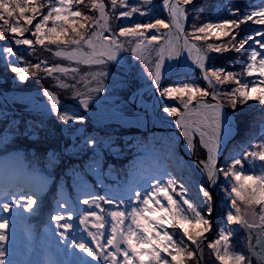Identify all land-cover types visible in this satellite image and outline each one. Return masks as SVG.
Wrapping results in <instances>:
<instances>
[{
  "label": "snow or ice",
  "instance_id": "snow-or-ice-1",
  "mask_svg": "<svg viewBox=\"0 0 264 264\" xmlns=\"http://www.w3.org/2000/svg\"><path fill=\"white\" fill-rule=\"evenodd\" d=\"M154 4L155 0H0V42L10 40L11 45L27 46L29 54L35 52L38 45L54 57L69 62L67 66H50L48 61L38 59L32 64L26 62L13 46L0 44V52L8 59L6 66H10L20 82L30 77L41 78V75L51 78L56 87L70 90L87 111L92 94L105 91L108 66L116 63L122 52H131L146 66L145 71L159 95L177 102L176 106H164L163 112L176 118L175 126L182 130L186 148L194 154L198 137L199 145L207 150L206 159L198 165L206 181L197 185L199 203L188 196L187 186L183 183L177 186L172 176L167 181L158 179L143 192H135V202H125L127 206L123 210L119 206L109 210L110 220L95 210L82 217L80 224L94 247L83 240L75 242L74 247L91 258L86 264H92V261L98 264H198L197 252H202L204 242L208 241L206 246L219 264H252V256L246 257L231 243L236 231L232 226L235 225L248 231V246L256 255L257 264H264V163H256L264 162V136L258 143H249L246 150L225 157L223 165L218 166L221 145L233 133V118L225 108L234 111L238 105L243 106L249 101L264 106V28L253 29L237 38L241 25L249 21L264 25V6L241 14L238 9H232L231 0H227L225 11L232 18L197 23L200 19L197 14L192 17L191 28L186 29L185 23L194 10L188 6L194 5V0H161L160 7L167 12L166 19L153 15ZM134 14L149 19L146 22L131 20ZM124 19L131 22L121 23L115 29L112 27L113 20ZM162 29L166 31L162 32ZM213 38L222 42L208 43ZM233 50L244 58L240 72L208 64L210 53ZM184 52H187V60L200 70L207 87L188 79L161 85L165 61L179 60ZM153 54L155 59H152ZM73 64L99 69L89 75L87 92L77 87L80 81L75 75L67 82L70 74L80 71ZM189 70L185 69L183 74L186 76ZM245 76L258 78L248 81L243 79ZM229 83L235 87L226 90L223 86ZM43 96L50 102V112L56 114V119L63 125L71 128L85 122V118L76 112L67 109L60 112V101L53 91L45 89ZM209 97L213 102H209ZM260 111L264 112V107ZM6 131L11 133L12 129ZM6 138V135L0 136V139ZM83 144L95 150L94 138L85 139ZM216 186H220L225 194L227 210L222 217L224 226L217 230L214 240H208L206 233L213 230L211 217L214 211L210 187ZM23 195L27 199L19 206L25 210L32 208L36 201ZM83 203L100 207L96 200L85 199ZM104 203L111 204L112 201L105 200ZM2 208L7 212L10 204L3 203ZM88 215L97 221L91 224L96 231L88 227ZM53 218L58 225L65 220L63 215ZM71 219V216L67 217V220ZM4 224H7L6 220ZM60 226L65 230L72 227L67 221ZM106 227L107 233L103 231ZM167 228L179 229L181 235L174 239L176 233H169ZM253 232L255 245L252 244ZM6 238V234L0 232V241ZM256 247L261 249L259 253L255 252ZM4 256L5 249L0 248V264H6Z\"/></svg>",
  "mask_w": 264,
  "mask_h": 264
},
{
  "label": "rangeland",
  "instance_id": "rangeland-1",
  "mask_svg": "<svg viewBox=\"0 0 264 264\" xmlns=\"http://www.w3.org/2000/svg\"><path fill=\"white\" fill-rule=\"evenodd\" d=\"M155 3L157 7H160L161 0H155ZM196 3H198V0H194V4ZM226 5H227V1L224 2L221 7L225 8ZM230 6L232 7V4H230ZM197 9H198L197 12L194 13L192 17L194 15L201 14L203 12L201 8H197ZM155 12H156V8L153 13L154 16H156ZM146 17L149 19L148 16H144V18L139 16L141 20H144ZM207 19L208 20L198 23L212 21L211 17L209 18L207 17ZM186 29H187V22H186ZM221 42L222 41H216L214 38L208 41V43H221ZM209 55H210V59L208 61V64L211 63L210 60H216L218 53H210ZM50 57L53 58L54 56L51 54V52L45 51L44 60L50 62V60H48V58ZM152 59H155V54H153ZM64 62L69 63L67 61ZM72 66L78 67L80 71L79 73L76 74H70L69 80L67 82H71V75H75L77 77V80L80 81L77 87L82 92H87L89 75L91 73L98 71L99 69L95 67H93L92 69L83 64L81 65L73 64ZM145 67L146 66L142 62L138 61L135 57L132 56L131 52H122L119 56L118 61L108 66L109 76L104 81L105 91L100 92L98 94L96 93L92 94L93 99L89 104L88 110L95 111L98 109V107L99 108L101 107L106 110H114L118 112L120 115L121 114L130 115L135 112L133 100L136 99L138 96L142 95L145 105H147L148 103H152L151 90L143 94L140 93L142 92L141 87L150 84L151 82V79L148 77L147 72L145 71ZM201 76L202 74L200 72V76H199L200 86L207 87L206 82L204 83L201 81L202 79ZM257 78L258 77L255 76L254 77L245 76L243 79L251 81ZM44 80L46 82L52 83V85H56V82L53 81L51 78L44 77ZM171 81L170 83L168 82L164 86L170 85ZM53 88L56 89L55 87ZM58 89L61 92H64L63 96H69L71 99H74L72 101H79V99H76L72 96L70 90L66 91L60 88ZM44 90L45 89H33L31 91H22V92L20 91L16 93L36 94L38 92H43ZM8 92L9 91H6V93ZM36 98L39 101H44L46 99V97H44L43 95H37ZM162 100L163 101L160 106V111L163 107V103L165 99L162 98ZM59 101L70 102L61 99H59ZM17 103H14L12 105L13 107L12 109H16L15 107H20L18 108L20 112H23L21 111L23 109L27 111L31 110L33 112H28V114H33L43 117H51L52 121L50 122V125H52L54 121L58 123V120L56 119V114L49 112L51 115H43L40 113H36V111L32 110L31 108L28 109L25 103L23 104L21 103L17 104ZM169 105L176 106L172 103ZM244 106L246 107L259 106V108L264 107L258 105V103L255 101H249L248 104H245ZM64 110L65 108L60 109V111H64ZM236 111L241 112L240 110H238V106L236 108ZM23 113H27V112H23ZM165 115L167 117L166 116H161V117L171 120L176 119L175 117L169 116L166 113ZM232 118H233V128L235 127L237 129L235 118L233 116ZM90 122L94 125H97L98 127L107 128L110 125L113 126L117 125L119 126L120 129H129V127H133L132 129L145 131L136 126H125L121 124L119 121L110 122L108 120V122L106 123H95L93 121ZM117 131L119 130L117 129ZM147 132H159V131L150 130ZM171 132L173 131H166L165 132L166 134L164 135L161 134L159 135L158 133H156L157 135L156 139L158 140L159 143L155 144L154 146L150 144L149 147L152 146L150 149L143 148L140 150V154L137 156V159H134V162L131 165V167L127 169L128 176L126 178L127 182L125 184H121L119 186L111 185L103 190H96V189H92V187L89 185L79 184L78 186H75L76 190L74 191L73 197L67 195L65 189L62 186H60L56 180H51L50 178L44 176H40L39 180L37 179V185L35 189L34 186L30 183L31 180L29 181L27 177L30 175H26L29 174L30 171H32L31 170L32 168L27 169V164L21 152L8 151L6 153L0 154V170L2 171L3 169L4 173L9 174L12 171L11 169H13L15 173L20 174L21 172L20 175H22L23 177L21 178V180H19L20 182L23 183H21L20 187L18 185L17 186L18 188L9 189L8 187H4V185H2V187L0 188V224H4L5 220L7 221V224H4L3 227H0V232L5 233L7 237L5 240L0 241V248L5 249L4 259L6 261V264H86V261L90 260L91 258L86 257L83 253H81V251L78 248L74 247V243L83 240L85 242H88L90 246L94 247V245H91L90 237H88L87 233L84 231V226L80 224V219L84 217L86 214H89L93 210H95L98 214L104 215L106 219L110 220V217L107 216V212L109 210L114 209L117 206H119L120 209L123 210L127 206L125 202H129V203L135 202L134 200L135 192L138 191L143 192L145 188L149 187L152 184H155L158 179L167 181L169 176H173V172H175L178 175L179 179H182L189 187V192H187L188 196L191 198L194 194L195 199H197V203H199L197 197V189L195 191V187L187 179V177L183 175L184 171H187L189 174L195 177L200 182V184H204V183L201 182L200 179L196 177L197 176L196 174H194L192 171L188 169L189 165L186 160L187 158H185V156L182 155L183 153L181 154L179 150H178L179 154L178 152H176V145L178 146L179 144L178 143L179 136L176 134L177 135L176 138V135ZM255 141H257L255 135L251 136L246 142V147L241 146L238 152L246 150L249 143L253 144ZM196 148H202L199 145L198 139H196ZM203 152L205 153V151ZM17 154L20 156L22 160L21 161L22 164L19 161H16V158L18 157ZM206 157H207L206 153H205V157L203 158L200 152H197V149L195 150L194 154L192 153V158L197 159L199 161H201L202 159H206ZM167 163H169L174 168V170H171L167 166ZM256 163L259 165L263 162L256 161ZM1 164H5V167L3 168ZM222 165L223 162L221 163V165L219 164V166ZM247 167L248 166L246 164L245 168ZM18 168L20 172H18ZM24 183L27 184L25 192L21 191L20 189L24 186ZM220 184L221 185L223 184L222 176L220 177ZM38 190H40V192H38ZM23 194H27L31 196V198L36 201V203L32 205V208L25 210V208L19 206L24 204L27 199V196ZM221 195L225 197V194L222 191L221 187L217 186V197L218 198L220 197L221 199ZM130 197L132 198L131 200L129 199ZM85 199H88L89 201L96 200V203L99 204L100 207L97 208L95 207V205L89 207L88 205H85L83 203V200ZM105 200H111L112 203L111 204L104 203ZM3 203L10 204V208L7 212L3 211L2 208ZM100 209H104V211L101 212ZM220 210L221 211L219 212L215 209V214L212 220L213 222L212 232H214V236L211 240H214L216 238L217 230L220 227L224 226V220L222 217L227 210L225 207L224 200L222 201V209ZM58 215H63L65 217V220L60 221V225H62L65 221H67L69 224L72 225V227L68 230H65L62 226L58 225L57 221L53 218ZM68 216H71L72 219L67 220ZM94 222H97L95 221V218L92 217L91 215H88L87 223L91 231H96V229L91 228V224ZM127 223L128 221H126V224ZM232 227L236 229V231L233 237L231 238V243L236 246L237 251L242 252V248L244 246L246 247V236H243L241 238L238 235L239 226L234 225ZM108 230L109 229L106 227L103 231L107 233ZM210 234L211 232L206 233L207 236H209ZM235 237L239 238V244H238L239 246L235 244V242H237L235 241ZM191 248H194V245H191ZM210 253L212 256L215 257L212 250L210 251ZM249 255L251 254L249 253ZM92 264H98V262L92 261ZM100 264H102V262H100Z\"/></svg>",
  "mask_w": 264,
  "mask_h": 264
},
{
  "label": "trees",
  "instance_id": "trees-1",
  "mask_svg": "<svg viewBox=\"0 0 264 264\" xmlns=\"http://www.w3.org/2000/svg\"><path fill=\"white\" fill-rule=\"evenodd\" d=\"M226 1L227 0H198V3L189 5V9L194 10L188 17L187 29L191 27L192 15L197 12V8L203 10V12L199 14L200 19L197 23L208 20L207 17H211L212 21L232 18L229 12L221 7ZM231 4L232 7H230L232 9H238L241 14L250 13L254 8L264 6L262 5V0H231ZM154 8H156V16L166 19V15L160 7H157L156 3L154 4ZM131 20L146 22L148 18L146 17L144 20H141L138 15L134 14ZM131 20H113L112 27L114 29L118 28L121 23L127 25ZM257 28H264V25H257L249 21L241 25L238 30L240 35L237 38L239 39L247 35L251 30ZM161 31L163 32L166 30L162 29ZM0 44L10 45L16 48L26 62L34 64L38 59H44L45 51L38 45L35 46V52L29 54L27 46L11 45L10 40L0 42ZM254 47L258 46L254 45ZM243 59L244 58L240 56L239 52L233 50L222 54L218 53L216 60H210L211 63H209V65L216 68H223L227 71L240 72ZM48 60H50V62H48L49 65L61 64V62L64 66L68 65V63L56 57H50ZM7 64L8 59L0 52V91L22 92L31 91L33 89H49L61 100H74L69 96H63L64 92H61L56 85L46 82L43 75H41V78L30 77L27 81L20 82L18 78H16V75L11 72L10 66H6ZM199 76V69L195 67L191 75L176 77L171 83L179 79H188L199 84ZM201 81L205 83L202 79ZM223 87L225 89H231L235 87V85L229 83ZM208 100L209 102H213L210 97ZM171 103L177 105L175 101L165 99L163 107ZM15 108L16 109H10L0 104V136H7L6 139H0V154L8 151L21 152L28 168L36 170L51 180H56L59 185L67 191L70 197L74 196L75 186L79 184L89 185L96 190H103L111 185L119 186L125 184L128 176L127 169L131 167L134 159H137L140 150L143 148L150 149L152 146L159 143L156 139V133L159 135L166 134L165 132H147L132 128L120 129L117 125H110L107 128L98 127L92 124L82 112L72 108H68L67 110L82 115L85 118L83 124H74L69 128L60 121H58V123L54 121L52 125H50L52 121L51 117L23 113L18 110L20 107ZM162 109L160 111L161 116H166ZM226 109L229 114L235 118L237 133L225 151L221 163L224 162V158L228 157V155H235L241 146L246 147V142L251 136L255 135V138H257V141L253 144L258 143L259 138L264 136V112L260 111L259 106L246 107L244 105H238V110L241 112H237L236 109L234 111L231 108ZM13 121H15V124H13ZM8 128L12 129L11 133L6 131ZM77 129L80 131H76ZM117 129L119 131H117ZM171 133L178 135L176 131ZM89 137L94 138L96 141L95 150L93 147H86L83 144V141ZM150 144H152L151 147H149ZM196 149L204 158L206 152L204 153L202 148ZM178 150V146L176 145V152L179 154ZM167 166L171 170H174L169 163H167ZM183 175L192 183L196 191L197 185L200 184L199 181L187 171H184ZM172 177L176 180L177 186L181 183L187 186L182 179H179L175 172H173ZM178 188L179 187H177V191H179ZM187 189L189 192L188 186ZM173 195L175 196V193H173ZM191 199L197 202L194 194ZM223 200L225 201V197L221 195V199L220 197L218 198L215 208L219 212L221 211L220 209H222ZM167 231L169 233H176L174 239H178L181 235L178 229L174 230L172 228H167ZM238 235L242 238L245 236V233L242 229H239ZM235 241H237L235 244L238 245L239 238L235 237ZM188 244L191 247L190 242H188ZM206 245L202 253L203 264H219V261L211 255V250ZM242 252L246 257L250 256L245 246L242 248ZM189 264H195V262H189ZM252 264H257V260L253 256Z\"/></svg>",
  "mask_w": 264,
  "mask_h": 264
},
{
  "label": "bare ground",
  "instance_id": "bare-ground-1",
  "mask_svg": "<svg viewBox=\"0 0 264 264\" xmlns=\"http://www.w3.org/2000/svg\"><path fill=\"white\" fill-rule=\"evenodd\" d=\"M164 14L166 15V18H167V12H165ZM176 61L177 60H166L165 66L162 69V75L166 73L168 69L173 68L176 64ZM140 93L143 94L144 92H140ZM37 95H43V92H38L36 94L34 93H23V94L4 93V94H0V102L3 104H11V105L17 102L21 104L25 103L28 109L31 108L32 110L36 112L49 113L50 112V102L47 100V98L44 101H39L36 98ZM133 101H134L133 104L135 107V112L133 114L128 115L127 117L120 116V114H118V112L114 110H106L101 107L100 108L98 107V109L95 111L87 110V114L90 117V119L95 123H106L108 122V120L111 122V120H115L116 118H119L118 119L119 122L125 126H136L141 129H145L147 126L157 127L159 122L155 118V109H156L155 105H153L152 103H148L147 105H145L142 95L138 96ZM171 124H175V120H172ZM164 125L167 126L168 123H164ZM178 131L180 132V150L183 151L182 152L183 155L189 159L188 165H189L190 171L196 174L199 177V179H203V182H204L205 176H204V173L201 172L198 168L199 163L192 161L193 159L192 153L186 148V141L184 139L182 130L178 129ZM196 139L199 140L198 137H196ZM229 139L230 137L222 143L221 151L223 150L224 146L226 145ZM202 149L206 152V155H207V150L204 149L203 147ZM17 156L18 157L16 158V161H19L22 164L21 162L22 160L20 156L18 154ZM1 166L4 168L5 164H1ZM11 170L12 171L9 174L4 173L3 169L2 171L0 170V188H1L2 183L6 181L9 184H11L9 185L8 188L13 189L12 185H14L17 181L21 180V178H23L22 175H20L21 172L19 168H18V172H20V174L15 173L13 169ZM26 175H30L27 177L29 181L31 180L30 183L36 189L37 179L39 180L41 175H39L38 173L34 171H30L29 174H26ZM20 186L21 185H19V187ZM20 189L23 192L26 191L24 186ZM38 192H40V190H38Z\"/></svg>",
  "mask_w": 264,
  "mask_h": 264
},
{
  "label": "water",
  "instance_id": "water-1",
  "mask_svg": "<svg viewBox=\"0 0 264 264\" xmlns=\"http://www.w3.org/2000/svg\"><path fill=\"white\" fill-rule=\"evenodd\" d=\"M163 12L165 13L166 11L163 10ZM144 18V17H142ZM185 27H186V23H185ZM194 68L195 66H193L191 64V61L187 60V52H184L182 54V56L179 58V60L176 61V64L173 68L171 69H168L166 71V73H164L162 75V80H161V85L164 86L166 85L168 82L171 81V79L175 78V77H179V76H183L184 74V70L185 69H190L188 72H187V75H190L191 73H193L194 71ZM151 90L153 93H152V104L155 105L156 109H155V118L156 120L159 122L158 126L157 127H151V126H147L145 128L146 131H150V130H158V131H161V132H166V131H178L179 128H177L175 126V124H171L172 121L170 120H167V119H164L161 117L160 115V106L162 104V98L161 96L159 95V93L155 90V86L151 83L150 85H147L145 87H143L141 89L142 92H147ZM6 92H3L1 91L0 94H4ZM8 93H13V92H8ZM19 94V93H17ZM0 104L4 105V106H7L9 108H13L11 104H3L0 102ZM63 108H73V109H77V110H80L82 113H84L86 115V117L88 118L89 121H92L90 119V117L88 116L87 114V111H85L83 109V107L79 104V101H73V102H61L60 101V109H63ZM23 112H33L31 110H21ZM225 112H227V110L225 109ZM36 113H40V114H43V115H51L50 113H43V112H36ZM228 113V112H227ZM120 116H123V117H127L128 115H120ZM119 118L115 119V120H111L112 121H119L118 120ZM164 123H168L167 126L164 125ZM236 135V128L234 127L233 129V133H232V136L230 137V139L227 141L226 145L224 146L223 150L221 151V155L219 157V160H218V166L222 160V157L223 155L225 154V151H226V148L227 146L229 145V143L231 142V140L235 137ZM179 137H180V133H179ZM187 158V157H185ZM187 162L189 163V159L187 158L186 159ZM192 161L196 162V163H199L200 161L199 160H195V159H192ZM264 163V162H263ZM188 169L190 170V168L188 167ZM201 182H203V179H200ZM203 183H206L205 181ZM210 191L213 195V199H214V211H213V214H212V217H211V220H213V216L215 214V205L217 203V186L216 187H210ZM245 232V236H246V247H247V250H248V253H250L254 258H256V255L253 254V250L251 248H249L248 246V240H247V237H248V231L247 230H243ZM214 236V232H211V234L208 236V240H211ZM208 241H205L204 242V245L202 247V251H203V248L205 246V244L207 243ZM252 244L255 245V233L253 232V240H252ZM195 248V246H194ZM261 251V249L259 247H256L255 248V252L256 253H259ZM197 260H198V264H203V259H202V252L198 251L197 252ZM257 259V258H256Z\"/></svg>",
  "mask_w": 264,
  "mask_h": 264
}]
</instances>
